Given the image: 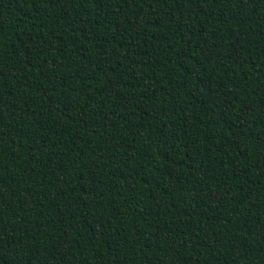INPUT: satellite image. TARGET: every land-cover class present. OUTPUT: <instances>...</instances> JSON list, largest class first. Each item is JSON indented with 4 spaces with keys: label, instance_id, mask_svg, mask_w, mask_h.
I'll return each mask as SVG.
<instances>
[{
    "label": "trees",
    "instance_id": "obj_1",
    "mask_svg": "<svg viewBox=\"0 0 264 264\" xmlns=\"http://www.w3.org/2000/svg\"><path fill=\"white\" fill-rule=\"evenodd\" d=\"M0 264H264V0H0Z\"/></svg>",
    "mask_w": 264,
    "mask_h": 264
}]
</instances>
